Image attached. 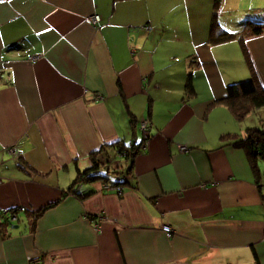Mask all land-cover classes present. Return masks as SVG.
Segmentation results:
<instances>
[{"label": "crops", "instance_id": "1", "mask_svg": "<svg viewBox=\"0 0 264 264\" xmlns=\"http://www.w3.org/2000/svg\"><path fill=\"white\" fill-rule=\"evenodd\" d=\"M214 7L0 0V264H264V158L232 144L264 106L241 120L216 102L249 77L239 33L264 0ZM214 15L237 35L211 42ZM244 43L264 87V31ZM94 151L102 177L68 191Z\"/></svg>", "mask_w": 264, "mask_h": 264}, {"label": "trees", "instance_id": "2", "mask_svg": "<svg viewBox=\"0 0 264 264\" xmlns=\"http://www.w3.org/2000/svg\"><path fill=\"white\" fill-rule=\"evenodd\" d=\"M219 1L220 0H214L215 15L217 13ZM215 15L210 27V41L217 43L235 37L237 34L229 33L223 29H220L219 24L216 22ZM242 31V33H239V42L249 70V77L228 83L226 85L225 95L222 98L216 100V102L225 104L237 119H242L248 112L264 106V87H262L259 83L257 73L244 43V37L247 34H258L264 31V23L246 20L243 24ZM185 90L186 93H194V88L189 76L185 83ZM138 144L139 143L125 145L121 141L112 143V145H115L119 152L123 151L127 156L134 154V150H137V148L140 147L137 146ZM232 144L244 148L251 161L255 160L256 156H261L264 158V126L261 125L247 128L246 134L243 137L236 138ZM98 152L99 151H94L90 154L91 165L86 169L78 171L77 177L69 185L67 189L68 191L73 189V187L78 185V183L84 179L93 181L102 177L101 174L94 173L99 168V166L103 164L102 159H97L98 157H96ZM17 211H20V208H10L8 210H3L2 214L4 216V220L1 221L2 224H11V212L16 214L15 220H18ZM21 211H26V208ZM41 211L42 210H39L35 216H38Z\"/></svg>", "mask_w": 264, "mask_h": 264}, {"label": "built area", "instance_id": "3", "mask_svg": "<svg viewBox=\"0 0 264 264\" xmlns=\"http://www.w3.org/2000/svg\"><path fill=\"white\" fill-rule=\"evenodd\" d=\"M99 21H100V17L97 14H90V15H88V16L85 17V22H87L89 24H92L93 26H95ZM28 58L31 59V60H36L38 58V56L37 55H31ZM140 127L144 131H146V127H147L146 121L141 122ZM185 149H186L185 146H180V150H185ZM8 151L11 154L15 155V156L19 154L18 149H17V146L10 147L8 149ZM115 188H116V191L118 193H121V187L120 186H116ZM19 208H20V210L25 209L24 206L19 207ZM10 215H11V219L12 220H15L16 219V214L14 212H11ZM161 229L166 233L167 236H171V234H172V228L170 226H168L166 224H162L161 225Z\"/></svg>", "mask_w": 264, "mask_h": 264}, {"label": "rangeland", "instance_id": "4", "mask_svg": "<svg viewBox=\"0 0 264 264\" xmlns=\"http://www.w3.org/2000/svg\"><path fill=\"white\" fill-rule=\"evenodd\" d=\"M195 67V66H194ZM194 71V70H193ZM239 81V80H238ZM257 116V115H256ZM241 120H245V118H243V119H241ZM262 123H264V120H259V116H258V124H260V126L262 125V126H264V124H262ZM100 171H102L103 172V168H101L100 169ZM104 173V172H103ZM110 174H111V172H110ZM110 176H112V174L110 175Z\"/></svg>", "mask_w": 264, "mask_h": 264}, {"label": "water", "instance_id": "5", "mask_svg": "<svg viewBox=\"0 0 264 264\" xmlns=\"http://www.w3.org/2000/svg\"><path fill=\"white\" fill-rule=\"evenodd\" d=\"M14 227H15V225H14Z\"/></svg>", "mask_w": 264, "mask_h": 264}]
</instances>
